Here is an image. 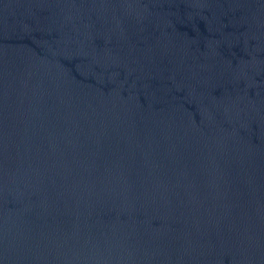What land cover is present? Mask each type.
Masks as SVG:
<instances>
[{
	"label": "water",
	"instance_id": "95a60500",
	"mask_svg": "<svg viewBox=\"0 0 264 264\" xmlns=\"http://www.w3.org/2000/svg\"><path fill=\"white\" fill-rule=\"evenodd\" d=\"M0 264H264V0H0Z\"/></svg>",
	"mask_w": 264,
	"mask_h": 264
}]
</instances>
